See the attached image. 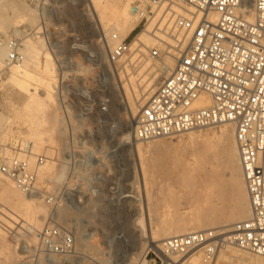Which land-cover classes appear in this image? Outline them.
Listing matches in <instances>:
<instances>
[{
	"label": "rangeland",
	"instance_id": "rangeland-1",
	"mask_svg": "<svg viewBox=\"0 0 264 264\" xmlns=\"http://www.w3.org/2000/svg\"><path fill=\"white\" fill-rule=\"evenodd\" d=\"M7 2L18 3L19 6L7 9L0 2V36L5 37L15 25L26 30L31 37V60L27 66L33 73L41 75L43 68L40 62L45 58L42 53L33 51L41 35L53 51L57 73L54 77V100L37 107L35 103L26 106L27 93L11 83L5 77L6 69L0 68L1 128H9L11 132L10 137L4 138L11 142L18 137L30 139L34 152L29 157L30 162L31 158L37 160V155H43L51 163L49 173L42 176L37 172L40 190L36 194L44 195L29 207L27 193L13 180L1 175L0 218L3 223L0 224V264H49L47 259L50 255L40 251V241L33 232L46 225L59 226L75 235L72 253L51 255L59 259L58 264L149 262L153 255L147 257V253L155 251L151 234L155 232L157 237H161V230L173 222L171 213L182 212L188 221L194 217L190 213L192 204L188 203V196L182 195L184 189L175 178L181 174L186 180L196 179L194 189L206 191L202 180L211 174L206 172L210 161L207 154L209 151L224 152V146L216 140L209 144L189 143V131H184L168 137L139 140L145 149L140 157L136 143L125 142L128 135L131 140L134 137L136 117L129 112L123 83L133 92L130 79L139 82L155 74L163 62L150 55V48L157 41L149 48L140 45L142 51L138 52L148 57L151 64L134 62L132 45V51L126 57L116 66L110 65L107 56L115 40L111 33V43L99 36L100 27L103 31L104 27L88 16L89 5L83 0ZM116 3L119 9L129 4V19L138 20L127 36L120 34L131 42L157 14L156 11L142 26L132 10L133 0H116ZM172 21L173 16L164 14L157 24H171ZM157 24L150 31L158 34L154 32ZM8 36L19 38L21 48H25L27 37L20 34ZM169 56L175 57L174 52ZM157 72L160 76L155 90L166 74L160 70ZM80 91L97 104L101 99H107V110L100 106L91 108L88 98L78 94ZM7 118H12L17 124L11 126ZM36 119L40 122L42 134L39 138H31L26 122ZM228 124L235 128L231 122L194 132L211 136ZM62 126H65V131L61 130ZM88 148L95 150L92 151L95 159L90 155L92 152L88 153L91 158L87 159ZM34 165L31 162V166ZM62 170L64 173L60 176ZM203 199L200 195L198 201ZM217 203L219 208L231 207L229 198ZM218 215H221L220 210ZM215 224L218 227L214 229L226 228L220 222ZM195 251L185 258L190 262L195 259L200 264H229L227 260L217 258L219 254H229V248L217 251L215 258L209 261H205L203 249L198 253Z\"/></svg>",
	"mask_w": 264,
	"mask_h": 264
},
{
	"label": "built area",
	"instance_id": "built-area-1",
	"mask_svg": "<svg viewBox=\"0 0 264 264\" xmlns=\"http://www.w3.org/2000/svg\"><path fill=\"white\" fill-rule=\"evenodd\" d=\"M172 2L193 9L189 15H176L171 24H157L158 43L151 48L152 56L162 60L176 52V63L141 107L133 135L148 140L234 123L251 215L236 221L228 232L210 228L169 237L163 242L166 255L150 250L147 257L153 258L145 264H177L173 255L196 249L213 260L229 245L264 256V0H135L139 24L145 26L157 8ZM211 14L217 18L211 19ZM113 37L116 42L107 61L116 66L132 51V42L117 34ZM2 44L9 48L10 62L23 60L19 38L0 36ZM78 94L88 98L91 108L109 106L107 99L97 104L84 91ZM205 94L210 103L201 105ZM21 151L31 154L30 143L5 141L0 135V174L33 193L39 190L37 166L46 157L38 155L32 167L29 156L19 155ZM33 232L40 251L47 254H70L75 249V235L59 226L46 225Z\"/></svg>",
	"mask_w": 264,
	"mask_h": 264
},
{
	"label": "bare ground",
	"instance_id": "bare-ground-1",
	"mask_svg": "<svg viewBox=\"0 0 264 264\" xmlns=\"http://www.w3.org/2000/svg\"><path fill=\"white\" fill-rule=\"evenodd\" d=\"M83 1L89 5V8H88L89 11H87L88 16L91 19L93 18L96 21V23H98V25H102L104 27V31H103L101 30V27L99 26L100 27L99 36H102V39H104L107 43L109 42L111 43L112 38L114 39L113 37L114 34H117V35L121 34L122 36H127L138 22V20L133 21L129 19V12H130L129 4L119 9V6L117 5L116 0H106V1L83 0ZM0 2H2L3 5L7 7V9L8 8L14 9L15 7L19 6L18 3L17 4H10L9 2L6 3V0H0ZM134 2L135 0H133V3H132V10L137 15V17L140 18L139 14L136 13L133 9ZM185 7L181 6V4L178 2H174L171 6H169V4H164L160 8H157L156 10L157 14L155 17L152 18L148 27L141 30L132 40L133 52H134L133 54L134 62L136 61L141 62L142 65L151 64L148 57L143 56L142 53L140 54L138 53L142 51L140 48V45L143 44L145 47L149 48L151 44H154L157 41L156 40L157 37H155L157 33H153L150 30L153 26L155 27V25L157 24V22L159 21L162 15L169 14L173 16V19L176 15H180V14L189 15L188 12L190 9H193V7L191 8H188V6H185ZM88 16H87V19H88ZM210 18L215 20L217 18V14H211ZM162 25H163V22H160V26ZM18 27H19L18 25H15L12 28V30L9 31V33H6L5 37L7 38L9 34H12V35L20 34L24 38L27 37V39L24 42L25 48L20 47V51L23 54V60L24 59L25 60L24 61L21 60L20 62L11 64L12 62L8 60L9 48L6 44H2L0 45V68L6 69L5 77H7V79H9L11 83H13L23 92L27 93L26 106L30 105L31 103H35L37 107L38 106L42 107L49 101L54 100V93L56 90V84L54 83V77L56 76V73H57V66L54 61L53 51L50 48L48 42L45 43L42 40V37L40 35V38L37 39L38 44L35 48H33L34 49L33 51H36L38 54L42 53L43 57L45 58V60L40 62V64H42L43 73L39 75V74H36L30 71V69L27 66V63H28V60H31V37L28 36L29 34L26 33V30L19 29ZM110 33L112 35V38L110 37ZM175 53L176 52H174V55ZM150 55L152 56L151 48H150ZM165 58L166 56L163 57L162 59L163 62L160 63V65H158V68H157L158 70L163 72L162 74L169 72L176 63L175 57L169 56L168 58L166 59ZM155 65L157 64L155 63ZM157 69L155 71V74H153L151 77L149 78L144 77L139 82L136 81L135 79H130L133 85V92H131V89L125 82L123 83V87H124V90L127 96L129 112L136 118L138 116L137 114L139 113L141 107L145 103L144 101L147 98L149 99V97L156 91L155 85L160 76L159 72H157L158 71ZM33 83H35V85H33ZM209 103H210L209 96L206 94L203 95L202 99L200 100V104L206 105ZM136 118L134 120L135 122H136ZM135 122H134V127H135ZM7 123L12 126L13 124H17V121L13 120L12 118H7ZM26 123L29 126V130H30L29 136L31 138H35V137L39 138L42 134V130L40 131L39 129V123H40L39 120L38 119L32 120V121L30 120V121H27ZM225 123H231V122H225ZM209 127H212V126H209ZM61 128H62L61 130L63 131L66 130L65 126H62ZM194 130H189V135H190L189 143L206 144L208 142L207 144H209L212 141L214 143V141L216 140L217 142H219L221 145L224 146V152L219 153L216 151L214 152L209 151L207 154V156L210 157V161H209L208 166L206 167L207 168L206 172L211 173V174L207 176L208 178L207 177L203 178V180L202 178H200V180L205 182L204 187L203 186L202 187L205 188L206 191H204L203 189H199V188H198L199 190L194 189L198 181V180L195 181L196 179L186 180L184 179V177L180 176L181 174H178L177 178H175L177 179L180 188L182 187L184 189V192L182 195L188 196L189 198L188 203L192 204L190 213L194 215V217L190 221H188L183 218V216L181 215L182 212L173 211L171 213L173 216V218H171L173 219V222H171L170 225H168L167 227L161 230V232L159 233L161 237L160 236H159L160 238L157 237V235H155V232L154 234L153 233L151 234L150 238H151V241L153 242V248L155 249L157 253H159L163 257L166 255L165 252L163 251L164 250L163 242L165 239L169 237L188 234L193 231H198L200 229L204 230V228H208V229L215 228V227H218L215 224L217 222H220L222 226H226V228L222 231L228 232L230 231L232 225L236 221L245 219L251 215L250 198H249V193H248L243 169L241 166L240 153L238 150V145H237V140H236V127L234 128L233 125L228 124V126L227 125L223 126L219 133H216L211 136L197 134L196 132H194ZM0 135L5 141L7 137L11 136V132L9 128H6V127L1 128V122H0ZM130 138L128 135L125 139V142L130 143L132 141L133 143H136V149H137L138 155L141 157V155L144 153V150H145L143 146L141 145V143L138 142L141 139H137L133 137L131 140ZM16 140H18L22 144H28L32 142L30 139L22 138V137H18L14 141ZM92 151H95V150L88 148L86 153L90 154ZM32 153L34 154V152L32 151V146H31V154ZM31 154L27 155L22 151L19 152V155L22 157H26V156L30 157ZM89 154L87 155V159L88 157H90V155H92L95 159L94 152H92L90 155ZM45 160H47V157ZM31 162L35 165L37 164L36 159L31 158ZM50 169H51V163L49 162V160H47L46 163L43 162L37 166V172L39 175H42V176L49 173ZM62 173H64V170H62L60 176H62ZM1 175L2 174H0V177ZM225 175H227V177ZM202 181H199V182H202ZM37 192L39 191L37 190L33 193L26 194V198L28 199V204H27L28 207L31 206V204L34 203L35 201L41 200V197H43L44 194L39 195V194H36ZM127 195L128 194H126V196ZM200 195L204 197L203 199L204 201L202 200L198 201V198ZM228 198L231 201V204H230L231 207L229 206L230 208L228 209L219 208L217 202L219 200L224 201ZM219 210H220L221 215H218ZM160 241L161 242L163 241V242L161 243ZM156 242H159V243H156ZM225 248H229V254L227 255L219 254L217 258H222L224 260H227L229 264H264V256L262 255L250 254L246 251L238 249L237 247L233 245H229ZM198 252H201V249H198L195 251V253H198ZM190 253L191 252L187 254H190ZM187 254L183 256H180V255H173V256L176 258L177 264H200L195 259L192 262H190L187 258H185ZM48 255H50L47 259L49 261V264H58L57 262L59 261V259L57 257L51 256L55 254L50 253ZM201 256H202V253H201ZM204 259L205 261H209V260H206L205 256H204Z\"/></svg>",
	"mask_w": 264,
	"mask_h": 264
}]
</instances>
